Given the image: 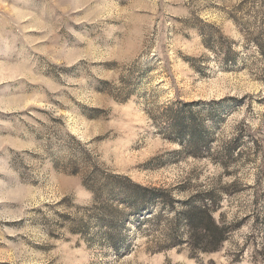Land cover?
I'll list each match as a JSON object with an SVG mask.
<instances>
[{
	"label": "rangeland",
	"instance_id": "rangeland-1",
	"mask_svg": "<svg viewBox=\"0 0 264 264\" xmlns=\"http://www.w3.org/2000/svg\"><path fill=\"white\" fill-rule=\"evenodd\" d=\"M174 102L201 107L203 153L173 139ZM95 170L177 207L225 187L214 217L239 225L196 257L173 211L118 249L71 233ZM263 245L264 0H0V264H264Z\"/></svg>",
	"mask_w": 264,
	"mask_h": 264
},
{
	"label": "trees",
	"instance_id": "trees-1",
	"mask_svg": "<svg viewBox=\"0 0 264 264\" xmlns=\"http://www.w3.org/2000/svg\"><path fill=\"white\" fill-rule=\"evenodd\" d=\"M166 108L165 120L173 139L178 140L183 148L187 147L193 155L203 153L209 140L201 107L174 102ZM69 173L76 174L77 171L73 169ZM85 178L83 183L93 192L92 204L86 211L92 213L86 215L84 212L80 216L73 214L69 217V231L84 236L89 233L91 225L96 226L99 229L92 235L100 237V240L115 249L124 240L121 228L127 221L140 227L147 221L152 222L150 219L154 221L161 218L165 214L162 213L164 210L173 211L169 231L171 241L173 244L185 242L194 257L197 253L219 251L225 241L230 239L233 227L239 225L224 221L221 212L217 219L214 217V213L220 209L222 194H227L225 187L220 194L213 189L197 193L179 201L177 207V201L166 191L143 187L125 176L95 170L87 172ZM259 255L264 260V245Z\"/></svg>",
	"mask_w": 264,
	"mask_h": 264
}]
</instances>
